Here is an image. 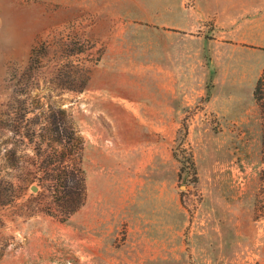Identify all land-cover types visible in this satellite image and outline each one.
<instances>
[{
	"label": "rangeland",
	"instance_id": "obj_1",
	"mask_svg": "<svg viewBox=\"0 0 264 264\" xmlns=\"http://www.w3.org/2000/svg\"><path fill=\"white\" fill-rule=\"evenodd\" d=\"M263 75L264 0H0V264H264Z\"/></svg>",
	"mask_w": 264,
	"mask_h": 264
},
{
	"label": "trees",
	"instance_id": "obj_2",
	"mask_svg": "<svg viewBox=\"0 0 264 264\" xmlns=\"http://www.w3.org/2000/svg\"><path fill=\"white\" fill-rule=\"evenodd\" d=\"M254 96L258 102H263L264 75L259 79L256 85ZM261 106L263 107L264 104H261ZM74 135L75 134H73L72 139L76 144H72L71 148H69V145H71L69 142L66 143L67 146H64L61 151H55V153H59L60 155L61 166L55 168L53 173L48 174V178H42V183H45V185L50 183L47 187L52 189L54 203L59 209L64 211L67 217L73 215L83 206L85 197V178L82 167H71L67 164L68 159L77 155L79 151L82 150L83 146L82 140L79 137L75 138ZM175 157L178 159L177 155ZM62 222H65V220H62Z\"/></svg>",
	"mask_w": 264,
	"mask_h": 264
}]
</instances>
